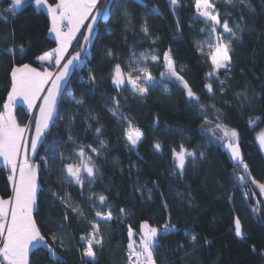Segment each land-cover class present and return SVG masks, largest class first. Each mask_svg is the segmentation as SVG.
<instances>
[{"label":"trees","instance_id":"obj_1","mask_svg":"<svg viewBox=\"0 0 264 264\" xmlns=\"http://www.w3.org/2000/svg\"><path fill=\"white\" fill-rule=\"evenodd\" d=\"M8 6L9 0L0 1V112L11 90L12 70L23 64L43 69L38 57L57 47L49 35L51 17L44 10L26 6L13 13ZM106 6L108 15L96 22L87 46L90 50L83 52L54 125L36 155L29 152V160L38 165L40 189L34 219L42 233L55 232L64 239L66 248L53 247L66 264H129V227L138 233L144 221L158 228L170 222L174 228L159 238L156 264H264V194L251 183L239 184L242 169L236 168L224 142L212 135L213 131L221 135L218 124L235 129L251 177L264 184V152L256 141L257 133L264 129V0L216 3L221 21L227 20L240 39L232 43L230 71H219L213 77L207 75L212 71L209 56L197 48L209 29L196 12L195 0H179L175 6L170 0H106ZM145 21L149 35L141 30ZM86 29L70 56L84 47ZM169 49L177 71L199 96L198 102L189 101L182 86L161 75L166 70L163 56ZM146 52L160 57L146 61L156 78L148 94L134 93L127 83L117 87L114 66L120 64L127 72L133 53ZM93 76L95 81L90 79ZM209 83L211 92L206 88ZM114 98L119 100L118 116L128 117L144 133L135 148L126 144V121H119L110 111ZM14 114L21 126L38 118V110L32 116L22 105ZM96 128L101 129L99 135ZM33 136L34 125L29 140ZM100 140L105 148L100 147ZM81 145L98 169L94 178L81 173L83 187L69 182L65 170L68 163L78 162ZM88 145L101 155L91 153ZM181 145L197 154L194 161L187 158L183 174L173 158V149L178 152ZM8 172L0 167L3 199L13 196ZM53 193L70 196L83 216L66 208ZM101 195L107 198L106 205L99 204ZM254 207L259 211L252 212ZM109 208L113 219L106 226L96 211L106 213ZM236 218L242 225L243 240L235 234ZM98 220L104 246L97 251L96 260L90 261L81 256L86 244L80 237ZM192 235L197 237L195 242ZM29 264L57 261L39 249L30 251Z\"/></svg>","mask_w":264,"mask_h":264},{"label":"snow or ice","instance_id":"obj_2","mask_svg":"<svg viewBox=\"0 0 264 264\" xmlns=\"http://www.w3.org/2000/svg\"><path fill=\"white\" fill-rule=\"evenodd\" d=\"M179 0H170L171 5H177ZM231 2V0H229ZM104 4L105 6L98 7ZM10 11L15 13L26 6H35L43 8L51 17L50 34L58 43V46L45 52L38 57L41 63L52 64L60 70L56 73L52 71H39L37 68L31 67L29 64H23L16 67L11 72V90L8 93L7 102L3 105V112H0V163H3L8 168L10 175L9 180L13 182V196L9 199L0 198V264H29L30 251L44 249L49 253L50 258H54L57 264H66L58 256L53 245L61 248H66L64 239L57 233L53 232L45 235L33 218L34 209L38 208L37 190L38 184V165L29 160V152L36 154L38 144H42L45 139V133L49 130V125L53 122L57 109V97L60 94L62 85L67 82V77L71 67H74V61H79L81 52L87 51V46L91 44V38L94 35L93 25L97 22V17L108 15V7L106 0H53L49 3L48 0H9ZM195 9L199 17H202L207 22L209 29L208 52L209 59L212 65V71L208 72L209 77L218 75L220 69L230 71L232 57L233 40H239L237 30L229 26L227 20L221 21L220 14L216 11L215 4L212 0H195ZM154 12L158 13L159 9L154 8ZM124 15L128 16L127 10ZM91 19L89 20V18ZM87 24V35H83L84 47L76 51L69 59L65 61V56L68 55V50L72 45V41L76 38L77 33ZM239 26H237V29ZM218 29H222L219 32ZM141 30L145 35H149V28L145 21ZM201 31H204L203 29ZM224 33L229 34L225 37ZM155 43V41H153ZM202 54L204 48L198 46ZM11 51H14L11 50ZM170 49L163 56L165 72L162 76H167L174 79L178 86H182L186 90V95L189 101H199V96L193 92L183 76L179 74L175 67V62L170 56ZM23 52V47H21ZM112 56L111 50L107 53ZM153 62L160 59L159 56L152 52L141 53L139 58L133 53V58L129 61L128 70L125 72L120 64H116L113 69V83L117 87L131 85V90L138 93L140 96H146L149 92V87L156 84V78L151 74L148 67H141L147 60ZM64 61L61 66V62ZM135 73V75H133ZM95 81V77H90ZM223 83V81H221ZM46 95L42 97V93ZM209 92L212 91L211 83L206 84ZM42 99V104L39 107V116L30 122V126H21L14 115V109L17 102L27 106L31 111L36 107V102ZM76 103L82 104V100H77ZM114 109H110L114 116L119 112V100H113ZM202 107V105H201ZM118 118L126 121L125 125V140L128 145L135 148L142 140L144 133L138 127L132 124L128 117L119 116ZM34 125V136L31 140L28 139ZM216 129L221 133L217 135L216 131L212 135L217 140H222L230 152L231 159L235 161L236 168L242 169L243 175H238L237 180L240 185L247 186L249 183L259 188L260 193L264 194V184L257 182L251 177L248 165L244 162L239 148V134L235 129H229L224 125H216ZM97 135L101 133L100 128L95 129ZM259 143L264 148V134L258 136ZM100 147L105 148L106 144L103 140L99 141ZM91 149V153L97 156L101 152L91 145L87 146ZM157 150L160 145H155ZM195 151H188L183 145L180 146V151L173 149V158L176 161V167L183 174L187 158H196ZM200 157L204 156L201 152ZM78 162L68 163L65 166L69 182H75L83 187L84 177L81 173H86L89 178H94L98 171L94 158L91 154L85 151V146H78L76 153ZM235 172V169H234ZM247 177V178H246ZM92 182L91 180L89 181ZM247 191L245 195H247ZM57 196L66 208L71 207L74 213L83 216V211L79 206H74L71 203V198L67 194L65 196ZM98 202L101 205L107 204V198L103 195L99 196ZM260 202L257 201V204ZM95 206V204L93 205ZM256 213L258 208L251 209ZM121 213H125L123 208ZM96 216L99 220L107 223L113 219L112 211L106 213L96 211ZM65 220L68 217L65 215ZM99 220L91 223V229L86 236H81L80 239L86 244L81 253L82 258H88L90 261L96 260V253L104 246V237L101 232ZM235 234L241 240L245 239L242 231V225L239 218L234 221ZM63 228V225H61ZM174 228L171 223H165L162 228L155 227L144 221L140 225V231L134 233L129 227L128 236L129 243V264H156L154 253L159 245V238ZM136 237L135 239L133 237ZM197 237L191 236V240L195 242ZM51 241V243L49 242ZM255 250V249H254ZM134 258V259H133Z\"/></svg>","mask_w":264,"mask_h":264},{"label":"rangeland","instance_id":"obj_3","mask_svg":"<svg viewBox=\"0 0 264 264\" xmlns=\"http://www.w3.org/2000/svg\"><path fill=\"white\" fill-rule=\"evenodd\" d=\"M219 0H212V2L216 5V3L218 2ZM99 6V5H98ZM216 11H217V9H216ZM201 19H203L202 17H200ZM204 20V19H203ZM235 30V29H234ZM218 31L219 32H222L223 30L222 29H218ZM209 32V31H208ZM224 35H225V37H227L229 34H227V33H224ZM81 36V35H80ZM80 38V37H79ZM78 38V39H79ZM78 41V40H77ZM211 41L209 40V35L206 37V39H205V41L203 42V43H200V44H198L197 45V48H198V50H199V47L198 46H200V45H202L203 46V48H204V54L205 55H208V52L210 51V49L208 48V43H210ZM76 44V43H75ZM75 46V45H74ZM89 50H90V46L87 48V52H89ZM71 52H72V50H71ZM70 52V53H71ZM199 52L201 53V51L199 50ZM202 54V53H201ZM139 55L140 54H138V55H136V58H139ZM46 67H47V71H50V70H52V64H46V63H43ZM146 66V61L143 63V64H141V67H145ZM147 67V66H146ZM45 68V67H44ZM59 69V68H58ZM58 69H54V70H56V71H54L55 73L57 72V70ZM40 70V69H39ZM223 70H225V69H220V71H223ZM133 75H135V73H133ZM165 78H169V77H167V76H165ZM170 79V78H169ZM117 118L119 117L118 116V114H117V116H116ZM119 119V121H122V119H120V118H118ZM32 121V119L29 121V123H28V125L27 126H30V122ZM261 134H264V129L263 130H261V131H259L258 133H257V135H256V141H257V143L259 144V146L261 147V145H260V143H259V140H258V136L259 135H261ZM28 139H29V136H28ZM126 141V140H125ZM126 144H127V142H126ZM127 146L129 147V148H132L130 145H128L127 144ZM223 148H224V150L225 151H227V153L229 154V156H230V152H229V150L227 149V147L225 146V144H224V146H223ZM261 149H262V151L264 152V148H262L261 147ZM241 152V151H240ZM242 155V154H241ZM230 158H231V156H230ZM235 162V161H234ZM8 174H10V172H8ZM247 178V177H246ZM11 183H12V185H13V182L11 181ZM38 184H39V188H38V190H37V196H38V192H39V189H40V182H39V178H38ZM250 189V188H249ZM35 210L36 209H34V211H33V217H34V212H35ZM134 259V258H133Z\"/></svg>","mask_w":264,"mask_h":264},{"label":"crops","instance_id":"obj_4","mask_svg":"<svg viewBox=\"0 0 264 264\" xmlns=\"http://www.w3.org/2000/svg\"><path fill=\"white\" fill-rule=\"evenodd\" d=\"M0 1H2V0H0ZM22 9H23V8H21V9H19V10H17V11H20V10H22ZM39 9H42V10H44V11L46 12V10L43 9V8H39ZM46 13H47V12H46ZM90 19H91V17L89 18V20H90ZM87 24H88V21L85 22V26L81 28L80 32L77 33L76 38L72 41V45H71V47H70L69 50H68V55L65 56V60H66L67 57L70 55L71 50L73 49V47H74L75 43L77 42L78 38L80 37V35L83 33V31H84L85 28L87 27ZM49 35H50V37L53 39V37H52V35L50 34V32H49ZM53 40H54V39H53ZM57 46H58V43H57ZM63 62H64V61L61 62V65L63 64ZM40 63H41V61H40ZM41 64H42L43 67H45V68L40 69V70L38 69V70H39V71H45V70H47V67H46L43 63H41ZM54 69H58V67H55V66L53 65V66H52V70H50V71H52L53 73H55L54 71H56V70H54ZM46 90H47V86H46V88H45V92H46ZM45 92L41 94L42 97L45 95ZM41 100H42V99H41ZM41 100H38V101L36 102V107H35L34 109H32L31 111H29V110L27 109V106H26V105L22 104V103L19 102V101L17 102L16 107L19 106V105L24 106L25 109L27 110V112L30 113V114L33 116V115L37 112V110H38V108H39V105H40V103H41ZM16 107H15V108H16ZM3 111H4V110H3ZM14 111H15V109H14ZM14 115H15V114H14ZM0 167H5V166L3 165V163H0ZM5 168L8 170L7 167H5ZM8 171H9V170H8ZM33 218H34V217H33Z\"/></svg>","mask_w":264,"mask_h":264},{"label":"water","instance_id":"obj_5","mask_svg":"<svg viewBox=\"0 0 264 264\" xmlns=\"http://www.w3.org/2000/svg\"><path fill=\"white\" fill-rule=\"evenodd\" d=\"M98 18L99 17H97V20H98ZM96 25V24H95ZM95 25H93V27H94V29H95ZM86 35H87V32H86ZM71 54V53H70ZM82 56H83V52H81V58H82ZM71 56L69 55L68 57H67V59H69ZM81 58H80V60H81ZM66 59V60H67ZM65 60V61H66ZM80 60L79 61H74V67H71L70 68V71H69V74H68V77H67V82L66 83H64L63 85H62V88H61V91H60V94H59V96L57 97V109H56V114H55V118H54V120H53V122L49 125V130H50V128L54 125V123H55V120L57 119V116H58V112H59V109H60V105H61V102H62V98H63V95H64V92L66 91V89H67V87H68V85H69V83H70V81H71V79H72V77H73V75H74V73H75V70H76V68H77V66L79 65V63H80ZM64 63V62H63ZM63 65V64H62ZM61 65V66H62ZM60 69H58L57 70V72L59 71ZM46 92H47V90H46ZM46 92H45V95H46ZM41 104H42V100H41V103H40V105H39V107L41 106ZM39 109V108H38ZM38 116H39V111H38ZM48 130V131H49ZM47 131V132H48ZM46 132V133H47ZM46 133H45V135H46ZM44 142V141H43ZM40 145L41 144H38V146H37V150H38V148L40 147ZM36 153H37V151H36ZM33 155H36V154H33Z\"/></svg>","mask_w":264,"mask_h":264},{"label":"built area","instance_id":"obj_6","mask_svg":"<svg viewBox=\"0 0 264 264\" xmlns=\"http://www.w3.org/2000/svg\"><path fill=\"white\" fill-rule=\"evenodd\" d=\"M7 9H8V11H10V6H8ZM10 12H12V11H10ZM8 175H10V174H8Z\"/></svg>","mask_w":264,"mask_h":264}]
</instances>
